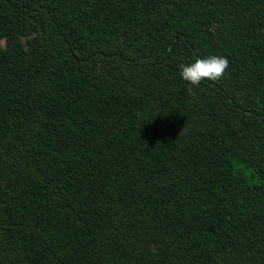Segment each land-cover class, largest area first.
Returning <instances> with one entry per match:
<instances>
[{"label": "trees", "instance_id": "1", "mask_svg": "<svg viewBox=\"0 0 264 264\" xmlns=\"http://www.w3.org/2000/svg\"><path fill=\"white\" fill-rule=\"evenodd\" d=\"M0 38V264H264V0H0Z\"/></svg>", "mask_w": 264, "mask_h": 264}, {"label": "rangeland", "instance_id": "2", "mask_svg": "<svg viewBox=\"0 0 264 264\" xmlns=\"http://www.w3.org/2000/svg\"><path fill=\"white\" fill-rule=\"evenodd\" d=\"M215 25L213 26V28ZM42 35V31L39 32H31L29 34L20 35L19 40L22 46L26 49L28 41L32 39L33 37H40ZM87 36L86 39L83 41L85 43V46H83L92 56L93 59V65H94V71L96 74L99 75H108L109 73H113L114 77L113 79L116 81V83L120 86L124 84L130 83V74L131 70L129 68H124L118 63H110V59L112 57V54L115 52L116 48L112 47V45H105L103 42H100L99 39H96L93 33L91 34H84ZM89 41V42H88ZM121 47V46H120ZM6 48V41L3 38H0V49ZM131 54V52H129ZM65 56V54H62ZM137 60H141L142 56L140 52H137ZM138 83L141 84V81L138 80ZM27 141V139H26ZM24 145V140L20 142ZM6 162H12L14 163V167H22L23 160L22 159H13L12 157H6ZM28 169H32V165H27Z\"/></svg>", "mask_w": 264, "mask_h": 264}, {"label": "clouds", "instance_id": "3", "mask_svg": "<svg viewBox=\"0 0 264 264\" xmlns=\"http://www.w3.org/2000/svg\"><path fill=\"white\" fill-rule=\"evenodd\" d=\"M181 78L191 87L198 86L202 80L216 81L221 79L229 67L226 57L210 56L196 59L188 65H181ZM191 87L189 90H191Z\"/></svg>", "mask_w": 264, "mask_h": 264}]
</instances>
